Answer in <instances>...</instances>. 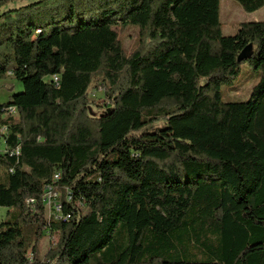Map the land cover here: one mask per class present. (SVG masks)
<instances>
[{"label": "trees", "instance_id": "16d2710c", "mask_svg": "<svg viewBox=\"0 0 264 264\" xmlns=\"http://www.w3.org/2000/svg\"><path fill=\"white\" fill-rule=\"evenodd\" d=\"M20 1L0 0V82L22 85L0 103V264H264V22L224 36L220 0ZM243 64L258 81L224 102Z\"/></svg>", "mask_w": 264, "mask_h": 264}, {"label": "rangeland", "instance_id": "374dc122", "mask_svg": "<svg viewBox=\"0 0 264 264\" xmlns=\"http://www.w3.org/2000/svg\"><path fill=\"white\" fill-rule=\"evenodd\" d=\"M38 0H22L13 3L14 7L36 2ZM219 21L221 33L230 36L236 33L240 23L264 22V6L254 12H245L235 0H220ZM120 41L125 54H129L135 47L138 39V31L134 26L122 27L119 30ZM258 75L249 66L243 64L240 68L238 80L232 87H222L221 98L224 102H240L249 98L252 87L257 83ZM12 86V92L7 88ZM22 85L15 76H9L5 81L0 82V103L7 100L10 94L20 93ZM94 97L101 98V93H94ZM3 144L0 142V153ZM48 217L49 213L46 211ZM7 208H0V220H5ZM58 235L46 236L41 242V255L44 256L56 243Z\"/></svg>", "mask_w": 264, "mask_h": 264}, {"label": "built area", "instance_id": "2783aa9c", "mask_svg": "<svg viewBox=\"0 0 264 264\" xmlns=\"http://www.w3.org/2000/svg\"><path fill=\"white\" fill-rule=\"evenodd\" d=\"M15 111L14 109H11V115H14ZM5 129H0V134L4 133ZM59 179V175L55 174L53 176V181H57ZM59 194L55 192V190H48L47 185L44 189V196H43V202L45 204V208L47 213H49L48 217L50 216V213L52 209L58 210V206L56 205V202L58 200Z\"/></svg>", "mask_w": 264, "mask_h": 264}, {"label": "water", "instance_id": "95a60500", "mask_svg": "<svg viewBox=\"0 0 264 264\" xmlns=\"http://www.w3.org/2000/svg\"><path fill=\"white\" fill-rule=\"evenodd\" d=\"M251 48L250 46L246 47L241 54L238 57V62L242 61L243 59L247 58V56L250 54ZM90 114L93 115V113L90 111Z\"/></svg>", "mask_w": 264, "mask_h": 264}, {"label": "bare ground", "instance_id": "6f19581e", "mask_svg": "<svg viewBox=\"0 0 264 264\" xmlns=\"http://www.w3.org/2000/svg\"><path fill=\"white\" fill-rule=\"evenodd\" d=\"M50 190V189H49Z\"/></svg>", "mask_w": 264, "mask_h": 264}]
</instances>
